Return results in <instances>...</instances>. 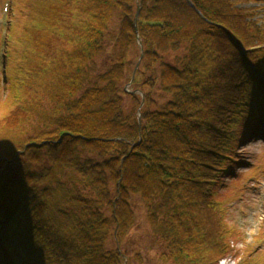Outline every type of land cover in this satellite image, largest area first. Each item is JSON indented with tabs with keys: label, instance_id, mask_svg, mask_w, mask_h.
<instances>
[{
	"label": "trees",
	"instance_id": "trees-1",
	"mask_svg": "<svg viewBox=\"0 0 264 264\" xmlns=\"http://www.w3.org/2000/svg\"><path fill=\"white\" fill-rule=\"evenodd\" d=\"M249 1L13 0L0 264H131L119 245L136 208L161 263L230 254L216 187L246 128H264V29ZM247 256L235 264H264L258 246Z\"/></svg>",
	"mask_w": 264,
	"mask_h": 264
},
{
	"label": "rangeland",
	"instance_id": "rangeland-1",
	"mask_svg": "<svg viewBox=\"0 0 264 264\" xmlns=\"http://www.w3.org/2000/svg\"><path fill=\"white\" fill-rule=\"evenodd\" d=\"M12 4L13 0H0V100L5 97L2 76L4 68L9 64L6 56L9 51L8 41L17 19L16 14V18L12 14ZM239 6L254 10L251 20L264 29V0H250ZM249 128H246L242 134L243 139L235 146L234 156L237 161L231 163V173L221 175V184L216 187V198L226 200L225 221L234 229L236 236V239H231L233 248L228 254L233 262L248 258L247 252L254 247L264 249V128L260 131L253 126L252 131ZM136 211L137 222L119 245L120 248L127 251L131 264H166L157 259L161 248L148 232L142 208H136ZM136 251L141 260L139 263L132 259Z\"/></svg>",
	"mask_w": 264,
	"mask_h": 264
},
{
	"label": "water",
	"instance_id": "water-1",
	"mask_svg": "<svg viewBox=\"0 0 264 264\" xmlns=\"http://www.w3.org/2000/svg\"><path fill=\"white\" fill-rule=\"evenodd\" d=\"M139 8H140V6H139V3H138L136 11H135V14H134V18H133L134 29H136V21H137L138 14H139ZM137 42H138V44L140 46V54H139V57H138V59L136 61V64H135V67H134L132 75L134 74L135 70L138 68L139 63H140L141 58H142V55H143L142 50H141L140 40L138 38H137ZM129 85H130V82L125 85V90H127V86H129ZM142 103H143V100H141L140 106L137 109V113H138L137 119H138V121H139V109L142 106Z\"/></svg>",
	"mask_w": 264,
	"mask_h": 264
},
{
	"label": "built area",
	"instance_id": "built-area-1",
	"mask_svg": "<svg viewBox=\"0 0 264 264\" xmlns=\"http://www.w3.org/2000/svg\"><path fill=\"white\" fill-rule=\"evenodd\" d=\"M219 264H233L232 260L228 257V258H224V259H221L219 261Z\"/></svg>",
	"mask_w": 264,
	"mask_h": 264
}]
</instances>
